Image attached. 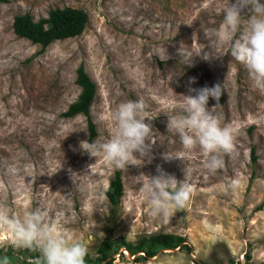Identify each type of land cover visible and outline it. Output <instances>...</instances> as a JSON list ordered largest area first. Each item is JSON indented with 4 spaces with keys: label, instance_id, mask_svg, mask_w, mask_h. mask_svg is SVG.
Masks as SVG:
<instances>
[{
    "label": "rangeland",
    "instance_id": "374dc122",
    "mask_svg": "<svg viewBox=\"0 0 264 264\" xmlns=\"http://www.w3.org/2000/svg\"><path fill=\"white\" fill-rule=\"evenodd\" d=\"M226 3L7 0L0 4V210L17 217L44 210L50 221L59 222L70 238L86 247V256L93 261L108 236L136 246L143 237L167 233L185 237L191 250H161L138 260L144 253L131 256L122 248L112 264H264V94L252 90L246 69L228 54L211 60L193 56L183 63L180 53L204 46L207 50L203 30L223 25L220 8ZM66 7L88 15L78 37L55 41L42 51L13 30L15 16L29 13L39 21ZM247 14L243 9L242 15ZM189 21L191 25L186 24ZM234 38L230 34V40ZM165 48L169 58L162 61L154 54ZM80 66L96 85L90 109L97 131L93 140L84 115L64 116L81 93L76 84ZM218 83L221 96L218 101L210 97L207 108L222 126L235 130L234 151L219 154L222 167L214 172L205 168L206 157L198 148L183 161L165 160V151H183L178 136L167 131L165 112L178 117L189 88ZM138 99L145 104L144 114L154 116L145 120L154 142L149 162L118 170L102 155L91 157L80 149L81 141L109 139L111 113L121 103ZM158 165L177 180L186 179L192 189L185 208L166 219L145 214L143 184L158 174ZM71 172L81 174L75 184ZM116 172L121 173L124 195L120 206L113 208L107 192ZM232 180L239 182L238 188L224 191ZM24 249L14 246L12 234L0 227V264L10 255L21 263Z\"/></svg>",
    "mask_w": 264,
    "mask_h": 264
},
{
    "label": "clouds",
    "instance_id": "9594fccd",
    "mask_svg": "<svg viewBox=\"0 0 264 264\" xmlns=\"http://www.w3.org/2000/svg\"><path fill=\"white\" fill-rule=\"evenodd\" d=\"M243 9H248L249 14L242 15ZM221 12L223 25L203 30L204 38L208 41L207 50L206 46L197 47L185 54L179 49L183 63H189L193 56L211 60L228 54L246 69L252 90L264 94V0H227L220 8ZM230 34H235L236 38L230 40ZM225 44H229L227 49ZM154 55L162 61L169 58L166 48ZM179 74L181 72L174 73L170 80ZM221 92L222 85L219 83L211 87L189 88L188 94L183 97L181 115L170 116L165 112L168 116L167 131L178 136L183 150L174 154L165 151L162 153L165 160L180 158L183 161L198 148L206 157L204 166L208 171L214 172L222 167L219 154L234 151L235 130L222 126L213 110L207 108L209 98L218 101ZM144 113L142 100L121 103L110 115L113 127L111 137L102 143L81 141L80 149L91 157L102 155L106 163L118 170L127 168L129 164L149 162L154 142L151 138L152 128L145 120L150 121L154 116ZM145 156L148 161L144 160ZM137 160L141 163L136 164ZM184 172L186 177V170ZM157 173L148 176L143 184V198L147 205L145 214L152 219H166L185 208L192 189L186 179L177 180L175 176L166 174L159 165ZM79 175L71 172L74 184ZM238 186L239 182L232 180L223 190L234 191ZM100 210L106 213L103 208ZM0 227L12 234L14 246L38 251L42 264H85L86 247L70 238L59 222L50 221L42 209L28 211L18 217L0 210Z\"/></svg>",
    "mask_w": 264,
    "mask_h": 264
},
{
    "label": "trees",
    "instance_id": "16d2710c",
    "mask_svg": "<svg viewBox=\"0 0 264 264\" xmlns=\"http://www.w3.org/2000/svg\"><path fill=\"white\" fill-rule=\"evenodd\" d=\"M6 1L0 0V4ZM87 24L88 15L84 10L66 7L50 11L47 18H42L39 21H35L29 13L15 16L12 27L18 37L25 38L35 45H40L42 51H45L55 41L80 36ZM76 84L81 88V93L77 101L69 106L64 116L72 118L84 115L88 121L90 139L93 140L97 136V131L96 125L92 121L90 109L95 99L96 85L83 66H80L77 70ZM252 161L253 163L257 162L255 149L252 151ZM123 195L122 176L120 172H116L114 178L110 181L107 192V198L113 208L120 206ZM122 248H125L131 256H135L140 252L144 253V256H139L138 260H147L154 257L161 250H174L177 248L191 250V247L186 244V238L175 234L158 233L143 237L136 246H132L124 239L115 241L108 236L98 249L97 259L93 261L89 256H85V264H112L114 255L119 253ZM21 253L24 258L21 263L13 259L14 255H10L6 258L4 264H42V258L38 251L25 248ZM230 264H234V262L232 261Z\"/></svg>",
    "mask_w": 264,
    "mask_h": 264
},
{
    "label": "water",
    "instance_id": "95a60500",
    "mask_svg": "<svg viewBox=\"0 0 264 264\" xmlns=\"http://www.w3.org/2000/svg\"><path fill=\"white\" fill-rule=\"evenodd\" d=\"M178 249H180V248H178Z\"/></svg>",
    "mask_w": 264,
    "mask_h": 264
}]
</instances>
